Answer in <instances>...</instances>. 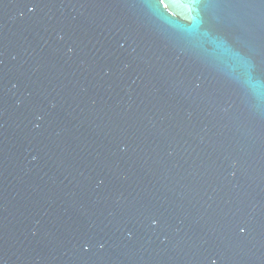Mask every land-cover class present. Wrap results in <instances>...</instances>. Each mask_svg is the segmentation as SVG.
Listing matches in <instances>:
<instances>
[{
  "label": "water",
  "instance_id": "1",
  "mask_svg": "<svg viewBox=\"0 0 264 264\" xmlns=\"http://www.w3.org/2000/svg\"><path fill=\"white\" fill-rule=\"evenodd\" d=\"M0 264H264L260 0H0Z\"/></svg>",
  "mask_w": 264,
  "mask_h": 264
},
{
  "label": "snow or ice",
  "instance_id": "2",
  "mask_svg": "<svg viewBox=\"0 0 264 264\" xmlns=\"http://www.w3.org/2000/svg\"><path fill=\"white\" fill-rule=\"evenodd\" d=\"M251 6V5H249ZM260 6H264V0H260ZM245 231L244 228H241V232L243 233Z\"/></svg>",
  "mask_w": 264,
  "mask_h": 264
}]
</instances>
